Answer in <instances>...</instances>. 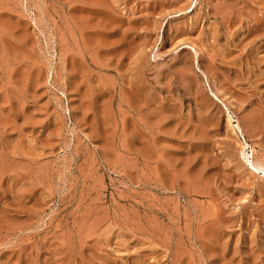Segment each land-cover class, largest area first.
I'll use <instances>...</instances> for the list:
<instances>
[{"label": "rangeland", "instance_id": "obj_1", "mask_svg": "<svg viewBox=\"0 0 264 264\" xmlns=\"http://www.w3.org/2000/svg\"><path fill=\"white\" fill-rule=\"evenodd\" d=\"M0 264H264V0H0Z\"/></svg>", "mask_w": 264, "mask_h": 264}, {"label": "bare ground", "instance_id": "obj_2", "mask_svg": "<svg viewBox=\"0 0 264 264\" xmlns=\"http://www.w3.org/2000/svg\"><path fill=\"white\" fill-rule=\"evenodd\" d=\"M228 124H230L231 125V119H230V117H228ZM246 124V123H245ZM242 125H244V124H242ZM244 127V126H243ZM245 127H247V126H245ZM244 127V128H245ZM233 129V133L235 134V135H237L239 138H240V140H239V145H240V149L242 150V151H245L246 150V148L249 146L247 143H246V139H245V136H244V131H243V129H242V127H241V125L238 123V124H236V126L235 127H233L232 128ZM244 130H246V129H244ZM247 155V154H246ZM252 168V167H251ZM257 169H263L262 168V165H258L257 164V167H256ZM254 169V168H253Z\"/></svg>", "mask_w": 264, "mask_h": 264}]
</instances>
